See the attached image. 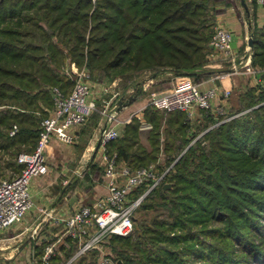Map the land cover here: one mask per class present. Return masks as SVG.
<instances>
[{"label": "trees", "instance_id": "16d2710c", "mask_svg": "<svg viewBox=\"0 0 264 264\" xmlns=\"http://www.w3.org/2000/svg\"><path fill=\"white\" fill-rule=\"evenodd\" d=\"M229 4L0 0V152L34 151L38 128L48 115L40 102L53 105V85L66 94L72 90L74 82L60 72L67 59L86 66L98 82L143 71L206 78L202 67L218 7ZM250 36L252 63L264 68V25L254 27ZM201 111L202 120L193 129L184 112L148 107L149 147L140 140L138 119L107 146L109 156L115 154L133 169L154 164L160 155L171 167L165 176L170 187L153 189L140 205L161 209L166 218L138 220L133 236H111L117 262L264 264V94L249 90L226 120ZM99 117L94 112L88 118L90 131ZM19 165L18 172L23 169ZM75 245L65 238L51 264H64ZM97 253L92 250L73 264H96Z\"/></svg>", "mask_w": 264, "mask_h": 264}, {"label": "built area", "instance_id": "2783aa9c", "mask_svg": "<svg viewBox=\"0 0 264 264\" xmlns=\"http://www.w3.org/2000/svg\"><path fill=\"white\" fill-rule=\"evenodd\" d=\"M264 8V0H256ZM234 35L222 26L216 25L210 40L213 51L219 52L231 63L232 72L240 71L237 65L238 53L235 51ZM243 58V57H242ZM249 57L244 66L250 64ZM255 82L264 94V70L255 69L252 72ZM225 75L217 76L224 78ZM53 110L41 122L39 141L31 153L20 154L18 162L23 170L12 178L0 180V232L22 221L34 208L30 186L33 179L47 173L44 151L48 143L56 138L66 143H72L74 138L69 133L74 127L83 126L95 110L93 89L86 80V75L78 73L73 88L65 94L60 88L51 90ZM230 92L225 90L223 95ZM218 96L217 88L202 90L189 76L176 78L174 88L165 93L153 96L148 106L158 111L184 112L191 117L195 110L213 111L225 115L222 106L213 107V101ZM214 108V109H213ZM110 121L99 136V145L104 151L106 167L104 170L106 193L99 197L93 205L78 208L65 221L66 234L80 246L79 255L93 249L101 250L100 244L113 235L126 237L134 230V211L140 205L141 198L130 200L131 192L140 185L146 186L144 195L158 186L164 173L158 174L153 166L132 169L128 165L117 166L115 156L107 154V146L120 136L119 125L129 124L138 113L130 114L125 119H119L116 114L104 112ZM16 127L11 134H14ZM142 195V196H144ZM55 246L49 245L42 255L43 264H49L54 255ZM98 264H115L111 258L102 255Z\"/></svg>", "mask_w": 264, "mask_h": 264}, {"label": "crops", "instance_id": "0c3cea01", "mask_svg": "<svg viewBox=\"0 0 264 264\" xmlns=\"http://www.w3.org/2000/svg\"><path fill=\"white\" fill-rule=\"evenodd\" d=\"M229 3V5L218 7L219 12L216 15L215 25L230 30L234 35L233 46L238 53L237 65L239 64L240 71L232 72L229 60L225 59L221 53L212 51L205 70L208 76L196 81L202 90L217 88L218 96L213 101V107L222 106L225 111L228 110L227 112L237 109L249 90L258 91L254 76L241 70L245 67L242 65L244 62L242 52H244L243 49L246 46L247 38L250 36V31L254 27L261 28L264 25V8L257 4L256 0H229ZM221 74H225V77L217 78ZM160 81L151 79L148 84L143 85V90L136 85L121 90L118 87L120 82L118 78L106 83L109 87V97L112 96V100H115L112 109L114 106L116 111L114 114L119 119L123 120L132 113L140 112L138 117L134 118L142 123L140 135L142 130L147 126L148 129L150 127L149 124H144V112L141 111L145 109L149 101L145 89ZM93 86V91H95L93 92V99L97 101L105 93L102 91L104 86L102 88L100 84H93ZM133 90L136 99L132 96ZM225 90L230 92L226 97L223 95ZM112 92H116L118 95L113 94V96ZM212 112L209 111L210 114ZM46 113L48 114V112ZM97 113L100 117L91 131L88 125L70 129L69 133L75 137L74 142L63 144L53 139L49 144L47 155L58 154V163L61 165L60 171H54L32 180L30 192L34 208L23 221L12 225L8 228L10 230L0 232V264H31L33 258L36 261L41 258L47 246L54 245L55 250H58L60 242L64 239L59 230L65 228L66 219L83 203L93 205L97 198L106 193L104 180L97 182V180L94 181V178H87L94 184L92 188L82 189L77 185V183H81L80 179L74 176H65L62 181L63 178L60 179L58 176L59 174L64 176L67 170L62 165L74 158L80 160L90 151H92L89 154L92 163L99 164L104 168L106 160L104 151L99 145V136L108 119L103 112ZM201 114V110H195L193 115L189 117L190 121L200 122L202 120ZM127 125H119V131L123 133ZM43 228L46 230L45 232H41ZM37 231L41 232L39 233L41 235L38 236Z\"/></svg>", "mask_w": 264, "mask_h": 264}, {"label": "rangeland", "instance_id": "374dc122", "mask_svg": "<svg viewBox=\"0 0 264 264\" xmlns=\"http://www.w3.org/2000/svg\"><path fill=\"white\" fill-rule=\"evenodd\" d=\"M215 27H216V25L214 26V28ZM251 38H252L251 36H249L247 38L246 44H245L246 46H244V49H243L244 52H242V54H243L242 56H243L244 62H246L247 59H248V57H249L250 64H248V66H245V67L241 68V70L242 71H245L246 73H249L251 76H253L252 72L255 69L264 70V68L255 67L253 65V63H252L253 50H252V45L251 46L249 45V41L250 40L252 41ZM209 48H210V51H209V53L207 55V58H206V64L202 67L203 70H206V66L208 65V58L213 53L212 52L213 49L210 46V42H209ZM244 62L242 63L243 66L245 64ZM238 67L240 69V66H238ZM60 72L71 83L74 82L77 79L78 73H82L83 72L86 75V80L91 85V87H92L93 90H94L93 84H100V85H102L101 88L104 86V90H102V91L105 92V93L102 94L103 95L102 98L98 99L97 101H95V99H94V102H95V110L93 112H103V111L104 112H111L110 113L111 115L114 112H116L114 106H113V109H112V104H114L115 100L114 99L112 100V98H113L112 96L109 97V95H108L109 87L106 84V83L110 82L114 78L107 79V80H105L103 82L94 81L93 75H92L91 71L86 66H84L82 68H79L73 62H71L69 59H67L65 61V66L62 67V69H61ZM168 73H170L171 75L168 74ZM221 75H225V74H221ZM186 76H188V75H186ZM180 77H183V76H176L171 71H163V72H160V73L159 72L158 73H152L150 71H143L141 73H129V74L127 73V74H124V75L116 76V78H118L120 80L118 87H120L121 90H125L126 88H128L130 86H134V85H136L138 88H141V90H143V85L148 84V82L151 79H155V80L157 79V81L158 80L159 81L161 80L158 83H155V84L150 85V87L148 89H145L149 101L153 98V96L160 95V94H165V93L171 91L174 88V83H175L176 78H180ZM189 77L193 80L194 83H196V79L194 78V76H189ZM219 79H221V78H219ZM130 81H131V83H129ZM162 81H165L166 83L163 84ZM255 86L258 89V91H256V94H259V93L262 94V92L260 91V89H259L258 85L256 84V82H255ZM56 87L58 88V85H55V86L53 85V87H51L49 89L50 94H51V90L53 88H56ZM93 92H95V91H93ZM132 92H133L132 93V96H134V99H136V94H135L134 90ZM113 94L118 95V94H116V92H114V93L112 92V95ZM51 97H52V94H51ZM115 99H117V98H115ZM52 101H53V98H52ZM109 101H111V102H109ZM149 101H148V103H149ZM148 103L145 106V109L143 108L144 110H141L142 112H145L146 108L151 107V106H148ZM243 104H246V99L243 100ZM40 106L42 107V109L44 110V112H48V115L50 114V112H52L53 107H54V105H52L51 107H48L47 105H44L41 102H40ZM227 111H226L225 115H221V116L218 115L216 112H212V114H210V115H212L213 117H215L217 120H218L219 117H222L224 120H226V119H229L230 118L229 117L230 112H227ZM210 113H211V111H210ZM87 122H88V120L83 125V127L87 124ZM193 122H192L193 129H195L197 127V125L199 124V122L198 123H195V120ZM109 123H110V121L108 120L107 123H106V126H108ZM144 124H147V123L144 121ZM39 128H38V130H39ZM150 129H151V126L149 127V129H148V126H147L144 130L141 131V135H140V140H141V142L144 145H146V147H149L148 136H149ZM10 134H11V132H10ZM122 134L123 133L120 132V136H122ZM202 134L203 133L199 134L196 138L200 137ZM73 138H74V140H73V142H74L75 141V137L73 136ZM53 139H56V138H53ZM56 140H58V139H56ZM38 141H39V138H38ZM51 141L48 143V145L46 146L45 151H44V160H45V163L47 165V173L46 174L51 173V172H54V171L55 172L56 171H60V167H61V165L58 163L59 162V159L57 158L58 154L57 155L56 154H52V156L47 155V148H48L49 144L51 143ZM58 141L61 142V143H63V144H69V143H66V142H63V141H60V140H58ZM37 145H38V142H37ZM36 146H35L34 150L36 149ZM91 152L92 151L88 152L86 154V156H82L80 158V160H76L74 158V159L69 160L66 164L62 165L67 170L65 171L64 176L63 175L60 176V174L58 175L60 177V179L63 178L62 179V181H63L64 178H65V176L66 177L67 176H69V177L74 176V177H76V178H78V179L81 180V183L79 182V183H77V185H79L82 189H85L86 187H91L92 188V186L94 184L92 181L90 182L87 178H90V177L91 178H94V181L97 180V182L102 181V180L105 181L104 170H105V167H106V163L104 165V168L101 165H99V164H93L92 163L93 161L91 159V156H89V154ZM24 153H29V152L23 151V152H20L19 154H16V155L15 154H13V155H11V154H5L3 152H0V180L5 179V178H12V177L18 175L19 173H21V171L23 169L20 172H18L19 166H20L19 164H21V163L18 162V157H19L20 154H24ZM112 156H115V154H113ZM160 156H161L160 159H158L156 162H154V164H151V165L148 166V167L153 166L154 169L156 170V173H158V174L164 173V177H163L162 181L154 189L158 188L162 184L163 185L169 184L168 182L165 181V176H166V174L168 173V171L170 170L171 167L170 166L169 167L166 166V164L164 163L163 157H162L163 155H160ZM6 164H8V165H6ZM118 165L119 166H123V165H125V163H123L122 161H118L117 160V166ZM92 167H94V168H92ZM50 169H51V171H50ZM140 186H143V188H144V189L142 188V191L140 192V194L137 195V196H135V197L133 196L134 195V191L137 189V188H135L134 191L131 192V195H130L129 198H130V200H133V199L135 200L138 197H142L141 198V202H140V205H141V203L144 201V199L149 195V193L153 189L149 193H147L146 195H144V193L146 191V186L145 185H140ZM169 187H170V184H169ZM105 190H106V187H105ZM142 195H144V196H142ZM101 196H103V195H101ZM86 205H88V204L83 203L80 207L86 206ZM140 205L134 211V216H133L134 217V230H133V232H132V234L130 236L135 235V233H136L135 230H136V228L138 226V222H137L138 220H144V219H146V220L149 221L153 217H155L154 219L166 218V215H164L163 210H161V209H147V210H144V209H141L140 208ZM27 215H26V217H27ZM8 230H10V229H8ZM45 231L46 230L44 228L41 229V232H45ZM37 232H38L37 233L38 236L41 235V234H39L41 232H39V231H37ZM59 232L62 234V236H64L63 237L64 239L65 238H70L66 234V228H64L63 230L62 229L59 230ZM63 240L61 242H63ZM61 242H60V244H61ZM72 242L76 244L75 245L76 246V251H75V253L68 260H66V262L64 261V264H73L82 255L85 256L88 252L92 251V250H90V251L88 250L85 253L79 255L78 253H79L80 246L77 244V242L75 240L74 241L72 240ZM99 248H101V250L93 249V250H96L98 252L97 253V261H96V264H98L99 259H100V257L102 255H106L107 257L111 258V260L115 264H119L120 261L117 262L115 260V254L113 252L112 245L110 244V238L105 239L103 241V243L100 244ZM55 254H57L56 250H54V255ZM35 262H37L36 264H43V262H42V255H41V258L38 259V261H36L33 258L31 264H35ZM49 264H51V260H50Z\"/></svg>", "mask_w": 264, "mask_h": 264}, {"label": "water", "instance_id": "95a60500", "mask_svg": "<svg viewBox=\"0 0 264 264\" xmlns=\"http://www.w3.org/2000/svg\"><path fill=\"white\" fill-rule=\"evenodd\" d=\"M249 45H250V46L252 45V41H251V40L249 41ZM168 187H169V184H165V185H164V188H168ZM119 264H121V263L119 262Z\"/></svg>", "mask_w": 264, "mask_h": 264}]
</instances>
